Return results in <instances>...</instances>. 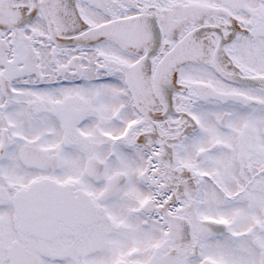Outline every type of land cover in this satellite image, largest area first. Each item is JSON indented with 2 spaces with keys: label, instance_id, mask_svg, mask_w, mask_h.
<instances>
[{
  "label": "snow or ice",
  "instance_id": "snow-or-ice-1",
  "mask_svg": "<svg viewBox=\"0 0 264 264\" xmlns=\"http://www.w3.org/2000/svg\"><path fill=\"white\" fill-rule=\"evenodd\" d=\"M0 264H264V0H0Z\"/></svg>",
  "mask_w": 264,
  "mask_h": 264
}]
</instances>
